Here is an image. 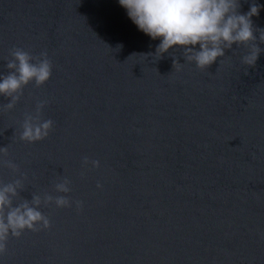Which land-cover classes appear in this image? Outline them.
Listing matches in <instances>:
<instances>
[{
    "label": "water",
    "instance_id": "1",
    "mask_svg": "<svg viewBox=\"0 0 264 264\" xmlns=\"http://www.w3.org/2000/svg\"><path fill=\"white\" fill-rule=\"evenodd\" d=\"M252 20L264 28V7ZM160 42L119 0H0V76L14 47L53 64L14 109L0 96L3 159L20 169L0 164V182L26 174L17 203L84 202L42 205L51 228L11 237L0 264H264V52L248 67L233 45L200 70L182 47L160 58ZM40 101L53 129L23 141ZM65 177L72 191L56 192Z\"/></svg>",
    "mask_w": 264,
    "mask_h": 264
},
{
    "label": "clouds",
    "instance_id": "2",
    "mask_svg": "<svg viewBox=\"0 0 264 264\" xmlns=\"http://www.w3.org/2000/svg\"><path fill=\"white\" fill-rule=\"evenodd\" d=\"M119 3L142 32L153 40L161 41L155 52L160 58L170 49L182 47L187 62L194 63L200 70H207L226 55V50L233 49V45L247 48L242 63L248 67H254L264 52L259 46L264 44V28L254 26L252 20V17L259 16L264 6L256 3H252L246 13L240 12V0H119ZM10 57L7 63L9 73L0 76V96L10 99L3 106L7 110L16 107L29 84L34 82L37 87L43 86L53 74V64L47 51L34 56L23 48L14 47L10 50ZM177 64L180 63L176 61L174 67ZM46 103L38 102L35 114H25L21 140L35 143L49 136L54 121L41 119ZM0 154V164L19 173L16 163L3 159L8 156V147H0ZM88 165L99 168L100 161L84 157L83 167ZM25 179L26 174L13 182H0V257L8 253L11 237L20 238L27 230L39 232L51 228L49 217L39 210L42 205L54 203L58 208H70L75 203L78 209L84 207L83 201L48 193L43 196L35 194L31 200L22 198L17 203L15 198L20 197ZM71 183L65 177L55 184L56 192L70 193ZM97 187L102 188L103 185L98 184Z\"/></svg>",
    "mask_w": 264,
    "mask_h": 264
}]
</instances>
